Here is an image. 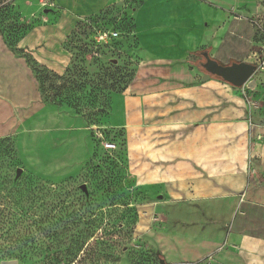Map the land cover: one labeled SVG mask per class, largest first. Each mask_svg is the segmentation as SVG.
Segmentation results:
<instances>
[{"label":"rangeland","instance_id":"374dc122","mask_svg":"<svg viewBox=\"0 0 264 264\" xmlns=\"http://www.w3.org/2000/svg\"><path fill=\"white\" fill-rule=\"evenodd\" d=\"M143 1L121 0L70 26L54 0H0V211L10 192L22 240L7 254L32 260L18 264H64L58 254L66 264H159L148 234L161 224L163 183H152L154 163L138 148L132 159L124 130L110 127L112 112L121 120L114 98L133 77L123 50L133 48ZM249 22L263 42L264 20ZM103 31L119 35L99 44ZM251 64L258 70L237 89L253 94L264 88V52ZM188 210L164 209L168 231L197 232L176 223L200 215Z\"/></svg>","mask_w":264,"mask_h":264},{"label":"crops","instance_id":"0c3cea01","mask_svg":"<svg viewBox=\"0 0 264 264\" xmlns=\"http://www.w3.org/2000/svg\"><path fill=\"white\" fill-rule=\"evenodd\" d=\"M120 2L54 5L74 26ZM252 18L264 20V0H144L133 14V48L123 50L133 77L114 98L121 120L112 112L110 127L124 130L132 159L138 148L154 163L152 183H163L161 224L148 238L166 264H264V88L239 91L190 63L202 52L222 65L251 63L264 52ZM173 204L200 212L176 218L196 233L168 231Z\"/></svg>","mask_w":264,"mask_h":264},{"label":"trees","instance_id":"16d2710c","mask_svg":"<svg viewBox=\"0 0 264 264\" xmlns=\"http://www.w3.org/2000/svg\"><path fill=\"white\" fill-rule=\"evenodd\" d=\"M195 55H198V53H195ZM199 70L201 72H204L202 68L199 67ZM205 73V72H204ZM213 77V76H212ZM216 78V77H214ZM127 87V86H126ZM17 187V184H16ZM4 193V192H3ZM3 202L6 204V207L8 209L1 210L0 211V263L3 261H9V260H17L19 262H23L28 260L29 262H32L31 259H27L24 255L20 256H9L7 253L12 251L11 244H16L19 241L22 240V237L16 233V227H17V220H18V212L14 210V202L10 199V192H5L3 194ZM0 199H2L0 197ZM13 211H11V210ZM23 210H20L22 212ZM17 213V214H16ZM30 227H27L26 230H29ZM28 250V249H27ZM157 257L161 259L162 257L157 253ZM43 259L41 261L42 264L44 263ZM56 263H69L70 260L65 259L62 255L58 254L56 255V259L54 260Z\"/></svg>","mask_w":264,"mask_h":264},{"label":"water","instance_id":"95a60500","mask_svg":"<svg viewBox=\"0 0 264 264\" xmlns=\"http://www.w3.org/2000/svg\"><path fill=\"white\" fill-rule=\"evenodd\" d=\"M204 62L200 67L210 76L216 77L235 88L243 87L248 80L256 73L258 67L246 62H232L229 65L219 64L211 59L207 52H202ZM159 264H166L159 259ZM0 264H18L17 260L3 261Z\"/></svg>","mask_w":264,"mask_h":264},{"label":"built area","instance_id":"2783aa9c","mask_svg":"<svg viewBox=\"0 0 264 264\" xmlns=\"http://www.w3.org/2000/svg\"><path fill=\"white\" fill-rule=\"evenodd\" d=\"M119 33L115 32V31H103V32H99L96 36H95V40L99 43V44H106L107 42L115 39L116 37H118Z\"/></svg>","mask_w":264,"mask_h":264},{"label":"flooded vegetation","instance_id":"af4514ba","mask_svg":"<svg viewBox=\"0 0 264 264\" xmlns=\"http://www.w3.org/2000/svg\"><path fill=\"white\" fill-rule=\"evenodd\" d=\"M199 57V59H198V63H203L204 62V59H203V57L200 55V56H198Z\"/></svg>","mask_w":264,"mask_h":264}]
</instances>
